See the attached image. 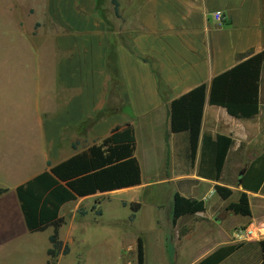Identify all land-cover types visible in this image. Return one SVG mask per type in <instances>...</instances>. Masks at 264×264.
<instances>
[{
  "label": "crops",
  "instance_id": "0c3cea01",
  "mask_svg": "<svg viewBox=\"0 0 264 264\" xmlns=\"http://www.w3.org/2000/svg\"><path fill=\"white\" fill-rule=\"evenodd\" d=\"M114 1L117 15L110 0H42V19L30 21L27 34L44 36L36 48L44 68L34 88L33 113L21 117L30 130L10 133L0 146V189L5 190L0 195V264L30 263L29 258L15 260L14 247L28 244L37 233L25 228L15 188L46 170V163L54 166L125 124L134 130L140 184L64 204L58 240L68 248L72 224H80L88 214L100 217L92 205L106 198L115 197L122 206L137 204L136 193L146 185L143 176L154 170L158 179L150 184L173 186L165 209L155 206L153 213L156 229L169 228L174 236L177 252L170 262L196 264L219 248L240 245L218 264H259L256 243L264 240V178L256 192L242 190L239 178L264 157V62L254 118L228 116L224 109L208 105L207 93L213 77L244 56L264 51V0ZM26 13H31L29 7ZM214 13L222 22L213 20ZM23 21L17 20L20 29ZM199 85L206 86V98L190 159L186 133L169 131V105ZM218 136L231 144L216 180L213 155ZM214 186L234 195L245 193L250 215L226 212V202L214 193ZM174 193L201 200L203 212L173 222ZM67 208L71 222L63 235ZM239 228L251 230L252 237L230 242V234ZM49 235L38 264L48 259ZM62 257L58 255L55 264Z\"/></svg>",
  "mask_w": 264,
  "mask_h": 264
},
{
  "label": "trees",
  "instance_id": "16d2710c",
  "mask_svg": "<svg viewBox=\"0 0 264 264\" xmlns=\"http://www.w3.org/2000/svg\"><path fill=\"white\" fill-rule=\"evenodd\" d=\"M113 12L117 15L116 2L110 0ZM264 51L246 55L244 59L213 77L208 86L207 103L224 109L235 119H251L257 114V91ZM206 98V86L199 85L169 105V131L186 133L188 152L193 159L198 143L202 107ZM231 141L216 137L214 141L213 171L217 180L224 157ZM135 138L132 125L125 124L110 131L108 136L86 147L70 158L47 169L15 188L20 212L29 233L42 232L51 228L47 241L46 264H55L58 255L68 254V248L58 240V230L64 224L59 215L60 208L76 198L130 188L140 184V169L134 157ZM264 157L257 158L240 179V188L256 192L264 178ZM214 193L226 202L224 210L231 215L248 217L250 215L245 193L233 194L231 190L214 186ZM5 190L0 189V195ZM132 213L139 208L130 204ZM204 203L174 193L172 197V221L183 216L201 213ZM79 215L83 212L79 211ZM260 262L264 264V240L256 243ZM240 245L222 247L196 264H218ZM137 264H143V248L136 241Z\"/></svg>",
  "mask_w": 264,
  "mask_h": 264
},
{
  "label": "rangeland",
  "instance_id": "374dc122",
  "mask_svg": "<svg viewBox=\"0 0 264 264\" xmlns=\"http://www.w3.org/2000/svg\"><path fill=\"white\" fill-rule=\"evenodd\" d=\"M40 1L0 0V146L10 133L15 135L21 130H30L26 125L30 123L21 117L33 113L34 88L40 82L39 74L44 68L41 56L36 55V48L44 36L40 33L32 38L27 33L30 21L42 19ZM27 7L31 9L29 15L24 14ZM17 20H24V29H20L23 27L17 25ZM147 172V176H143L146 185L135 196L139 210L132 213L129 205L122 206L112 196L99 205H92L99 209L101 216L88 214L80 224H72L73 240L68 243L69 253L59 260V264H137V239L144 247L143 264L170 262L169 257L177 252L174 236L170 235L169 228L156 229L153 213L155 206L165 209L173 186L150 184L158 178L154 170ZM67 210L64 212L65 225L61 229L63 235L69 231L71 222ZM48 233H52L51 228L33 234L28 244L14 247L13 258L18 261L29 258L28 264H38V260L44 257ZM84 238L86 243L79 242ZM170 264L174 262L171 260Z\"/></svg>",
  "mask_w": 264,
  "mask_h": 264
},
{
  "label": "built area",
  "instance_id": "2783aa9c",
  "mask_svg": "<svg viewBox=\"0 0 264 264\" xmlns=\"http://www.w3.org/2000/svg\"><path fill=\"white\" fill-rule=\"evenodd\" d=\"M212 17L213 20L216 21L217 23H220L223 20V18L219 13H214ZM251 237H252L251 230H249L248 228H239L234 230L230 234V242L238 244L248 241Z\"/></svg>",
  "mask_w": 264,
  "mask_h": 264
},
{
  "label": "water",
  "instance_id": "95a60500",
  "mask_svg": "<svg viewBox=\"0 0 264 264\" xmlns=\"http://www.w3.org/2000/svg\"><path fill=\"white\" fill-rule=\"evenodd\" d=\"M241 174H242V172L239 173V175H241Z\"/></svg>",
  "mask_w": 264,
  "mask_h": 264
}]
</instances>
